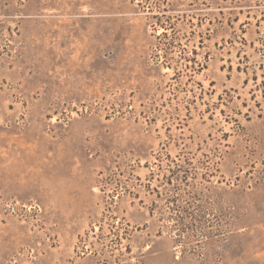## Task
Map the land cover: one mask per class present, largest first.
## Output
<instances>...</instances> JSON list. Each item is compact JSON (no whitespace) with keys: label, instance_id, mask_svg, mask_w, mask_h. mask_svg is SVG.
Wrapping results in <instances>:
<instances>
[{"label":"rangeland","instance_id":"obj_1","mask_svg":"<svg viewBox=\"0 0 264 264\" xmlns=\"http://www.w3.org/2000/svg\"><path fill=\"white\" fill-rule=\"evenodd\" d=\"M0 264H264V0H0Z\"/></svg>","mask_w":264,"mask_h":264}]
</instances>
